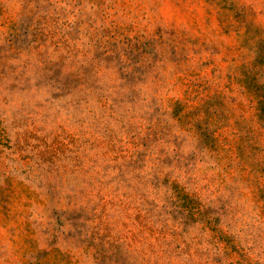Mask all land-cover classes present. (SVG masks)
I'll use <instances>...</instances> for the list:
<instances>
[{
  "label": "rangeland",
  "instance_id": "obj_1",
  "mask_svg": "<svg viewBox=\"0 0 264 264\" xmlns=\"http://www.w3.org/2000/svg\"><path fill=\"white\" fill-rule=\"evenodd\" d=\"M0 264H264V0H0Z\"/></svg>",
  "mask_w": 264,
  "mask_h": 264
}]
</instances>
